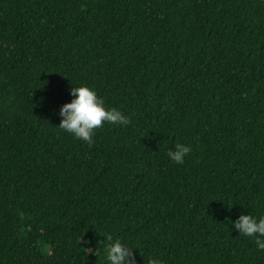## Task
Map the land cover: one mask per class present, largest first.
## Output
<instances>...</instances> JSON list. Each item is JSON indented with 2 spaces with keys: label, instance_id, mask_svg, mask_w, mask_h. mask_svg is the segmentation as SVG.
<instances>
[{
  "label": "trees",
  "instance_id": "16d2710c",
  "mask_svg": "<svg viewBox=\"0 0 264 264\" xmlns=\"http://www.w3.org/2000/svg\"><path fill=\"white\" fill-rule=\"evenodd\" d=\"M79 85L128 123L59 129ZM240 214L264 215V0H0V264H108V235L264 264Z\"/></svg>",
  "mask_w": 264,
  "mask_h": 264
},
{
  "label": "clouds",
  "instance_id": "9594fccd",
  "mask_svg": "<svg viewBox=\"0 0 264 264\" xmlns=\"http://www.w3.org/2000/svg\"><path fill=\"white\" fill-rule=\"evenodd\" d=\"M71 100L63 103L59 108V129L72 134L75 138L92 144L94 129L102 122L121 126L128 123L127 117L114 108H106L104 101L96 91L89 86L79 85L70 89ZM191 151L190 146L176 144L175 150L167 152L168 157L175 163H183L184 157ZM232 227L239 234L251 237L257 250L264 251V215L257 217L249 214H240L232 221ZM108 243L103 247L108 264H136L133 255L134 247L113 240L111 235L105 237ZM148 264H163L158 258H150Z\"/></svg>",
  "mask_w": 264,
  "mask_h": 264
}]
</instances>
